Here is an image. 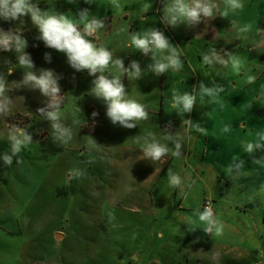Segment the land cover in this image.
Returning <instances> with one entry per match:
<instances>
[{"label":"rangeland","instance_id":"obj_1","mask_svg":"<svg viewBox=\"0 0 264 264\" xmlns=\"http://www.w3.org/2000/svg\"><path fill=\"white\" fill-rule=\"evenodd\" d=\"M125 1L31 3L42 14L63 13L81 29L80 14L87 10V21L94 18L102 25L94 34L105 38L107 25L101 19L109 12L115 17L122 14ZM112 25L116 42L128 38L118 18ZM0 32L19 35L26 42L19 51L14 42L8 49L0 46V80L5 85L0 104L8 108L7 114H0V264H194L197 255H208V242L189 244L182 239L179 224L175 229L170 226L169 169L178 177L186 173L190 142L186 135L170 136L164 131L170 120L148 112L143 122L128 123L135 127L123 124L115 131L112 127L122 123L111 122L106 133L87 69L73 68L64 52L47 47L30 15L0 18ZM86 38L96 44L91 36ZM24 54L33 68L20 64ZM240 56L255 61L244 48ZM244 60L237 57V66H243ZM42 69L59 77L61 122L71 130V138H57L52 122L38 111L47 109L49 98L24 84L28 72L39 74ZM260 86L264 82L252 87L251 98L264 99ZM13 127L25 129L32 137L16 155L11 154L9 139ZM146 141L165 145L169 152L163 158H174L167 169L158 171L161 177L155 183L144 182L152 178L149 161H138ZM177 145L180 155L173 156ZM5 153L11 156V164H6ZM150 191L161 202L154 211L144 202L149 201ZM198 195L191 193L195 199ZM193 245L202 251L192 250Z\"/></svg>","mask_w":264,"mask_h":264},{"label":"crops","instance_id":"obj_2","mask_svg":"<svg viewBox=\"0 0 264 264\" xmlns=\"http://www.w3.org/2000/svg\"><path fill=\"white\" fill-rule=\"evenodd\" d=\"M241 2L243 8L232 11L225 0H212L216 5L212 18L174 27L162 18L164 0H128L122 14L115 17L109 12L101 19L107 25L105 38L91 36L97 47L112 52L113 61L122 60L125 69L133 61L141 69L137 79L129 78L111 65L103 74L120 76L127 98L137 100L157 118H168L170 123L164 131L170 136L184 133L190 141L186 173L179 175V184H170L168 208L170 226L182 227L179 229L182 239L190 241L189 244H210L208 255H197L194 264H264V139H261L264 110L259 111L260 106L264 109V99L251 98L252 87L264 82V0ZM115 18L129 33L123 41H115L112 25ZM153 28L163 32L177 47L180 67H169L157 74L149 66L161 60L162 55L158 53L154 59L152 52L145 56L131 46V34ZM243 48L253 55L254 62L240 56ZM237 57L244 60L243 66H237ZM99 74L91 75L93 81ZM259 90L264 92V86ZM185 94L195 98L189 111H184L183 104L178 102ZM96 100L98 117L106 122L108 133L109 124L114 122L107 116L103 101ZM122 125L112 129L120 131ZM249 143H259L261 147L254 146L248 152ZM139 155L138 161L142 160L143 164L149 161L152 178L144 181L149 183L159 180L158 171L167 169L174 160L162 157L159 162H153L143 151ZM194 155L199 158L194 159ZM192 192L199 194L196 199L191 197ZM152 193L149 201L144 202L154 211L161 202ZM206 200L213 202L214 224L223 225L219 236L215 228L206 233L205 225L199 222L198 214L203 212ZM199 247L193 245L192 250L202 251ZM182 258L190 260L187 255Z\"/></svg>","mask_w":264,"mask_h":264},{"label":"clouds","instance_id":"obj_3","mask_svg":"<svg viewBox=\"0 0 264 264\" xmlns=\"http://www.w3.org/2000/svg\"><path fill=\"white\" fill-rule=\"evenodd\" d=\"M91 3V0H86ZM226 6L232 11L242 9L241 0H225ZM151 7V5H149ZM216 5L212 0H164L163 20L171 26H178L181 23L195 25L202 22L203 19H210L214 16V8ZM30 15L34 24H36L41 33V39L49 48L64 52L70 65L77 70L87 69L90 75L100 73L93 81V87L90 90L92 95L102 100L106 105L107 116L115 123L119 121L127 127H135V124L127 122L146 120L147 114L145 106L135 99L127 98L125 86L118 75H104L111 65L121 73L127 74L129 78H139L141 69L137 62L133 61L129 68L125 69L123 61L115 59L113 54L106 47H97L95 43L88 40L86 37L92 36L102 25L94 18L92 21H87V10L80 14V22L83 23L81 29L79 23L70 19L63 13L49 15L41 13V11L32 5L31 0H0V18L3 19H19L22 16ZM226 15V13H224ZM248 30V26L246 29ZM13 42L16 49L19 51L25 46V41L21 40L19 35L0 32V46L8 49ZM131 46L134 50H140L144 53L151 51L153 58L159 53L162 59L158 60L149 68L157 74L164 72L167 68L180 67L179 52L177 47L173 46L163 32L158 29H150L143 33L131 34ZM46 58H48L46 54ZM207 57L204 60L207 61ZM21 65H27L33 68L32 61L27 54L19 57ZM57 77L53 71L42 69L39 74L28 72L24 77V84L31 88L39 89L42 95L49 98L47 109H39L38 111L45 116L46 119L52 122V128L57 138L69 135L71 130L63 126L61 122V104L63 97L60 96V86L57 83ZM5 92V85L0 80V94ZM194 97L183 95L178 98V102L183 104V110H191ZM173 107H175L173 105ZM80 112V109L78 108ZM8 108L0 104V114H7ZM93 115H96L93 113ZM11 154L16 155L21 151L23 146H26L32 141L31 135L23 128L13 127L10 136ZM264 139V137H261ZM261 147L259 143H249L247 151L251 152L253 147ZM177 150L172 151L173 156H179ZM144 156L153 162H159L162 157L166 156L169 149L156 141H146L143 148ZM6 164H11V156L5 153ZM169 182L172 186L179 184L180 178L171 175L169 169ZM213 210L206 207L202 213L198 214L199 222L205 225L204 231L211 232L215 228L216 235H221L223 225H215L213 221ZM195 230V221L192 222Z\"/></svg>","mask_w":264,"mask_h":264},{"label":"built area","instance_id":"obj_4","mask_svg":"<svg viewBox=\"0 0 264 264\" xmlns=\"http://www.w3.org/2000/svg\"><path fill=\"white\" fill-rule=\"evenodd\" d=\"M149 52H151V51H149ZM149 52H148V53H149ZM148 53H144V52H142V54L145 55V56H146ZM206 207L211 208V209L213 210V213H214V216H215V210H214V207H213V202H212L211 200H206V201L204 202V204H203V211L205 210ZM214 216H213V218H214Z\"/></svg>","mask_w":264,"mask_h":264}]
</instances>
